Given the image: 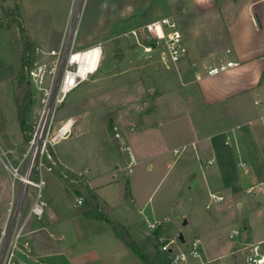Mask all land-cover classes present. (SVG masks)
<instances>
[{
    "label": "rangeland",
    "instance_id": "obj_1",
    "mask_svg": "<svg viewBox=\"0 0 264 264\" xmlns=\"http://www.w3.org/2000/svg\"><path fill=\"white\" fill-rule=\"evenodd\" d=\"M198 1L208 4V1ZM183 2L0 0V18L4 23L0 26V144L14 162H20L29 150L43 93L26 75L18 23L11 21L7 13L18 6L17 12L21 13L31 40L34 39L29 67L34 62L50 59L40 50L46 52L50 47L66 46L72 26L77 29L76 49H84L96 42L104 47L97 72L70 91L56 110L52 134L70 118L73 119L71 132L54 145H48L60 163L53 171L44 170V213L27 220L19 239L21 247L26 241L29 243L35 264L84 261L127 264L123 261L127 248L112 227L103 219L87 217L85 206L77 205V196H82L84 202L86 199L79 177L85 168L88 170L84 182L95 186L99 196L108 202L107 215L127 225L137 239L146 238L151 251H155L154 243L161 247L167 241H174L173 247L178 252L188 253L192 240L199 237V256H188L183 264H243L250 243L263 241L264 182L247 191L252 184L251 173H243L237 157H233L227 167L221 165L223 159L218 154L231 149L224 145L223 137L213 138L215 143L219 140L215 163L204 167V172L199 165L193 169L194 162H199H196L191 144L195 136L190 129L198 124L201 112L194 97L183 92L174 66L168 68L159 63L154 82L160 88L162 75H170L172 87L163 85L164 94L157 100L160 108L149 117L144 116L149 112L145 100L154 84L147 76V67L149 63L150 67L157 66L159 55L145 52L131 30L163 16L181 20L179 8ZM117 44L122 50V59L115 57L119 51ZM89 54L91 52L85 53L81 64L82 75L95 66L94 61L87 60L91 57ZM25 75L30 81L32 102L23 129L17 115L14 83ZM134 124L135 128L131 130ZM179 130L187 132L181 136L173 135ZM117 131L121 134L120 139L115 136ZM124 145H130L134 153L132 168H128L130 157L122 148ZM164 150L167 152L162 154ZM209 155L211 151L205 155L207 160ZM29 158L28 154L22 172ZM257 178L264 180V169ZM32 179H40L38 169L34 170ZM229 180L239 188L231 189ZM211 191L223 195L224 200L213 201ZM21 192L19 182L14 191L0 161V235L7 222L19 219L21 224L28 217L37 188L30 185L25 202L15 201L12 206V199H19ZM140 209H143L142 213ZM145 218L161 221L162 226L150 230ZM184 219L188 221L186 225ZM233 229L238 233L231 238ZM180 231L185 236V243L178 239ZM261 247L264 249V241ZM214 255L219 256L214 258Z\"/></svg>",
    "mask_w": 264,
    "mask_h": 264
},
{
    "label": "crops",
    "instance_id": "obj_2",
    "mask_svg": "<svg viewBox=\"0 0 264 264\" xmlns=\"http://www.w3.org/2000/svg\"><path fill=\"white\" fill-rule=\"evenodd\" d=\"M189 1L192 2L187 5ZM204 1H208V4L184 0L179 8L182 18L177 22L181 26L185 52L177 64L167 65L159 51H152L158 53L159 59L156 60L157 66L150 67L149 63L147 67V76L153 79L154 84L150 86L145 100L149 112L144 116L149 117L160 108L157 100L164 94L163 85L172 87L170 75H162L160 88L154 82L158 77L159 63L168 68L174 66L183 92L194 97L201 112L198 124L190 129L195 136L191 144L196 162H199H194L193 169L199 165L204 172V167L214 164L219 155L223 159L221 165L227 167L229 161L237 157L243 173H251L252 184L247 189L251 191L254 185L264 182L257 178L264 169V0H224V3L221 0ZM97 43L100 42L94 44ZM52 48L55 47L49 49ZM221 60H233L239 64L225 72L207 75L208 66ZM198 73L202 75L201 79H197ZM70 119L73 123V119ZM134 128L135 124L131 130ZM186 132L174 131L173 135H185ZM217 136L223 137L224 145L231 148L230 151H221L218 156L219 140L216 143L213 140ZM226 140L228 143H225ZM210 151L207 160L205 155ZM166 152L164 150L162 154ZM240 162L245 163V167H241ZM228 185L233 190L239 188L230 180ZM93 188L96 190L95 186ZM218 256L214 255V258ZM77 264H91V261Z\"/></svg>",
    "mask_w": 264,
    "mask_h": 264
},
{
    "label": "built area",
    "instance_id": "obj_3",
    "mask_svg": "<svg viewBox=\"0 0 264 264\" xmlns=\"http://www.w3.org/2000/svg\"><path fill=\"white\" fill-rule=\"evenodd\" d=\"M78 14L79 11L77 15ZM131 33L138 43H142L144 51H159L162 60L167 63V65L177 64L185 52L182 33L177 20L173 16H163L162 18L147 22L138 29H132ZM76 39L77 29L75 30L74 26H72L66 46L63 47L61 45L59 48H52L46 52L40 50L39 52L41 54L44 55V53H46L50 59L46 62H34L32 66L27 68L30 79L43 93L41 99L42 107L39 111V117L30 139L27 154L24 155L20 162H14L9 157L8 151L0 144V161L8 172L13 189L15 191L17 182L21 184L22 188L19 199H15L13 196L14 198L11 202L12 206L15 201L16 203L25 202L28 187L30 185H34L37 188L35 200L25 222L20 224L19 219L16 222H7L1 232L0 264H35V262L32 261L29 243L26 241L23 247H21L19 245V239L24 232L27 220L33 215L41 217L44 213L46 205L42 195V189L45 185L43 177L44 170L49 172L53 171L54 167H58L60 163L57 154L49 150L48 145H54L58 139L66 137L71 132V128L65 129L67 122H64L59 126L56 133L52 134L56 110L58 105L65 100L70 91L97 72L104 55V48L101 43L78 50L76 49ZM144 39L152 40L153 43H145L143 42ZM96 47L100 49L97 57L91 52ZM89 52H91V54H89L91 57L87 59L91 62H96V66L94 69H89L84 77L80 74L83 60L75 58V55H84ZM238 64L239 62L233 60H221L216 64L208 66L206 74L215 75L225 72ZM201 78L202 75L198 73L197 79ZM115 136L120 139V132L117 131ZM225 143H228V141L226 140ZM122 148L128 152L130 157L128 168H132L135 164L134 153L130 145H124ZM28 154L30 156L29 162L25 171L22 172V164ZM209 163H212V161H209ZM239 165L245 167V163L243 162H240ZM35 169H38L40 174V179L38 181L32 179ZM210 196L212 200L216 202L224 200L223 195L215 192H212ZM76 202L77 205H82L84 203L83 197L77 196ZM140 212L142 213L143 211L140 210ZM145 221L150 230H155L159 226H162L161 221H150L148 218H145ZM237 233L238 230L233 229L230 233V237H234ZM163 239V237H160L161 241H163ZM261 242L254 244L250 243V251L244 253L243 264H264V249L261 247ZM173 245L174 241H167L161 245L162 250L170 253V264H183V262L187 261L188 256L196 257L200 254L201 240L199 237H195L192 240L188 253L184 251L178 252L177 248H174L173 251L170 252Z\"/></svg>",
    "mask_w": 264,
    "mask_h": 264
},
{
    "label": "trees",
    "instance_id": "obj_4",
    "mask_svg": "<svg viewBox=\"0 0 264 264\" xmlns=\"http://www.w3.org/2000/svg\"><path fill=\"white\" fill-rule=\"evenodd\" d=\"M17 10H19L18 6H16L13 12L7 13V17L11 21L18 23L20 37L23 44V50L21 53L22 62L26 67V75L29 77L27 68L31 64L30 53L34 49L35 43L30 38L23 17L20 15L21 13L19 11L17 12ZM3 24V20L0 18V26ZM143 41L145 43H153L152 40L148 39H144ZM116 48L119 49L120 46L117 44ZM121 51L122 50L119 49V51L115 53L116 58L122 59L123 53ZM26 75L14 83L17 115L23 129L26 128L27 114L32 102L30 81L27 80L28 78ZM87 170V168L83 169V173L79 176L81 178L80 181L83 184V188L86 191V199L82 204V206H85V214L87 217L92 219H103L112 227L116 237L121 240L127 248V253L124 256L125 258L123 261L127 264H170V253L168 251L162 250L158 243H154L155 251H151L148 248L149 241L146 238L137 239L131 233L127 225L119 220H114L107 215V212L110 210L108 203L99 196L93 187L84 182L85 173ZM91 264H94V262Z\"/></svg>",
    "mask_w": 264,
    "mask_h": 264
},
{
    "label": "bare ground",
    "instance_id": "obj_5",
    "mask_svg": "<svg viewBox=\"0 0 264 264\" xmlns=\"http://www.w3.org/2000/svg\"><path fill=\"white\" fill-rule=\"evenodd\" d=\"M78 13V12H77ZM93 54H94V56H98V54H99V52H100V49H99V47H96V48H94L92 51H91ZM84 57H85V54L84 55H82V54H76L75 55V58H79V59H81V60H84ZM95 58V57H94ZM88 60V59H87ZM86 62H89V61H86ZM95 66H96V62H95ZM95 66H94V68H95ZM93 68V69H94ZM89 69H87L86 70V72L88 71ZM86 72H85V74H86ZM84 77H85V75H83ZM71 123H72V120L70 119V120H68L67 121V123H66V125H65V129H68V128H70V125H71Z\"/></svg>",
    "mask_w": 264,
    "mask_h": 264
},
{
    "label": "water",
    "instance_id": "obj_6",
    "mask_svg": "<svg viewBox=\"0 0 264 264\" xmlns=\"http://www.w3.org/2000/svg\"><path fill=\"white\" fill-rule=\"evenodd\" d=\"M187 223H188L187 219H184L183 224L186 225ZM178 239L181 243H185L186 239H185L183 232L181 231L179 232ZM174 248L175 247L171 248L170 252H172Z\"/></svg>",
    "mask_w": 264,
    "mask_h": 264
}]
</instances>
